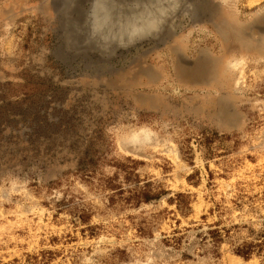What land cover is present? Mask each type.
Instances as JSON below:
<instances>
[{"label": "rangeland", "instance_id": "rangeland-1", "mask_svg": "<svg viewBox=\"0 0 264 264\" xmlns=\"http://www.w3.org/2000/svg\"><path fill=\"white\" fill-rule=\"evenodd\" d=\"M28 259L264 264V0H0V261Z\"/></svg>", "mask_w": 264, "mask_h": 264}, {"label": "trees", "instance_id": "trees-1", "mask_svg": "<svg viewBox=\"0 0 264 264\" xmlns=\"http://www.w3.org/2000/svg\"><path fill=\"white\" fill-rule=\"evenodd\" d=\"M214 233H215L216 236L218 237V233H217V231H214ZM238 253H239V254H242V255H246L248 252H247V251H244V250H239ZM32 258L34 259V257H32ZM0 264H22V263H20L18 260H15V261H13V262H8V263H3V262L0 261ZM24 264H33V261H32V259H28V260H27V263H24Z\"/></svg>", "mask_w": 264, "mask_h": 264}, {"label": "bare ground", "instance_id": "bare-ground-1", "mask_svg": "<svg viewBox=\"0 0 264 264\" xmlns=\"http://www.w3.org/2000/svg\"><path fill=\"white\" fill-rule=\"evenodd\" d=\"M113 14V13H112Z\"/></svg>", "mask_w": 264, "mask_h": 264}]
</instances>
